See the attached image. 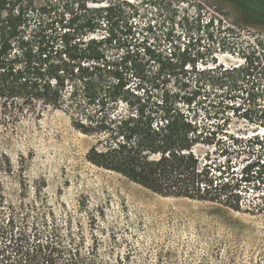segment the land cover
Wrapping results in <instances>:
<instances>
[{
  "label": "trees",
  "instance_id": "obj_1",
  "mask_svg": "<svg viewBox=\"0 0 264 264\" xmlns=\"http://www.w3.org/2000/svg\"><path fill=\"white\" fill-rule=\"evenodd\" d=\"M144 3L0 0V121L61 110L91 138L96 167L163 196L264 214V140L229 129V114L264 126V53L208 60L190 27L139 21ZM0 264L108 263L36 202L2 193Z\"/></svg>",
  "mask_w": 264,
  "mask_h": 264
},
{
  "label": "rangeland",
  "instance_id": "obj_2",
  "mask_svg": "<svg viewBox=\"0 0 264 264\" xmlns=\"http://www.w3.org/2000/svg\"><path fill=\"white\" fill-rule=\"evenodd\" d=\"M144 1L139 21H173L178 33H190V27L208 60L240 63L242 55L264 53L261 0H165L170 15ZM178 17L187 18L185 28ZM229 116L231 131L264 140V126ZM2 121L0 153L10 164L0 165V194L8 202H36L102 262L264 264V214L163 196L96 167L86 159L91 138L75 130L61 110Z\"/></svg>",
  "mask_w": 264,
  "mask_h": 264
}]
</instances>
